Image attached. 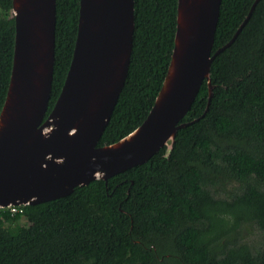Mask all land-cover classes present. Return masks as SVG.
I'll return each mask as SVG.
<instances>
[{"label": "trees", "instance_id": "obj_1", "mask_svg": "<svg viewBox=\"0 0 264 264\" xmlns=\"http://www.w3.org/2000/svg\"><path fill=\"white\" fill-rule=\"evenodd\" d=\"M81 0H56L53 110L73 59ZM257 0H222L213 54L230 43ZM178 0H135L125 86L98 147L147 119L168 74ZM13 0H0V114L14 63ZM166 156L64 198L0 209V264H264V0L211 66ZM27 220V225L20 222ZM255 229L259 246L245 240Z\"/></svg>", "mask_w": 264, "mask_h": 264}, {"label": "water", "instance_id": "obj_2", "mask_svg": "<svg viewBox=\"0 0 264 264\" xmlns=\"http://www.w3.org/2000/svg\"><path fill=\"white\" fill-rule=\"evenodd\" d=\"M257 0L241 32L255 9ZM222 0H178L168 74L146 121L118 143L98 147L125 86L135 32V0H81L75 51L60 96L47 116L56 54V0H13L15 51L0 114V209L34 206L71 195L169 156L181 121L211 66Z\"/></svg>", "mask_w": 264, "mask_h": 264}, {"label": "rangeland", "instance_id": "obj_3", "mask_svg": "<svg viewBox=\"0 0 264 264\" xmlns=\"http://www.w3.org/2000/svg\"><path fill=\"white\" fill-rule=\"evenodd\" d=\"M20 222L24 225H27V220L25 218H21ZM245 240L254 243L256 246H259L260 237L258 232L253 228H248L247 231L244 232Z\"/></svg>", "mask_w": 264, "mask_h": 264}, {"label": "built area", "instance_id": "obj_4", "mask_svg": "<svg viewBox=\"0 0 264 264\" xmlns=\"http://www.w3.org/2000/svg\"><path fill=\"white\" fill-rule=\"evenodd\" d=\"M12 214L22 213V206L10 207L7 208Z\"/></svg>", "mask_w": 264, "mask_h": 264}]
</instances>
